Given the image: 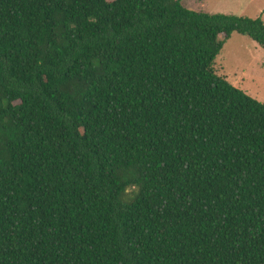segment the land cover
Listing matches in <instances>:
<instances>
[{"label":"trees","instance_id":"obj_1","mask_svg":"<svg viewBox=\"0 0 264 264\" xmlns=\"http://www.w3.org/2000/svg\"><path fill=\"white\" fill-rule=\"evenodd\" d=\"M183 1L0 0V264H264V23Z\"/></svg>","mask_w":264,"mask_h":264},{"label":"rangeland","instance_id":"obj_2","mask_svg":"<svg viewBox=\"0 0 264 264\" xmlns=\"http://www.w3.org/2000/svg\"><path fill=\"white\" fill-rule=\"evenodd\" d=\"M183 6L194 12L260 18L264 23V0H184ZM214 70L264 104V49L249 37L233 34L216 57Z\"/></svg>","mask_w":264,"mask_h":264}]
</instances>
